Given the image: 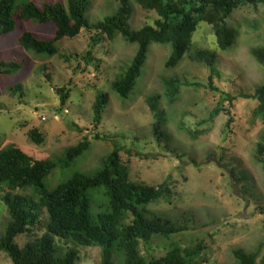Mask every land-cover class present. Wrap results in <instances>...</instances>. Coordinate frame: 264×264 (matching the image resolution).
<instances>
[{
	"label": "rangeland",
	"instance_id": "obj_1",
	"mask_svg": "<svg viewBox=\"0 0 264 264\" xmlns=\"http://www.w3.org/2000/svg\"><path fill=\"white\" fill-rule=\"evenodd\" d=\"M25 1L17 0L16 6ZM131 6L132 30L156 27L160 19L156 9L135 0ZM117 7L116 0H90L86 17L96 23L115 14ZM212 14L200 18L187 52L174 67L166 65L170 45L150 43L141 75L127 99H120L111 84L130 66L136 44L119 35H103L87 61L96 33L83 29L74 38L56 42L52 56L38 55L24 51L19 37L30 32L39 40H50L54 24L21 21L16 14L15 29L0 37V62L20 65L16 72L0 75V149L13 146L35 160L60 159L68 148L86 139L89 146L81 157L66 161L65 169L54 170L44 180L51 190L74 172L93 174L116 146L132 181L157 186L168 178L170 200L150 204L147 211L188 227L172 242L182 247L200 243L203 264H237L233 251L254 254L255 264H264V170L254 158L256 145L264 142V119L255 114L256 101L238 97L254 94L264 85V66L252 55V50L264 47V6H245L231 15L227 23L237 37L226 50L217 47ZM197 51L214 54L212 86L218 91L209 86V68L196 59ZM168 80L180 86L171 102L165 93ZM15 86L20 89L14 92ZM61 88L69 91L64 105L56 92ZM98 92L108 94L109 102L95 122L92 105ZM151 95L159 96V142L152 135L155 119L146 103ZM225 95L238 98L228 102ZM219 106L221 111L212 117ZM34 131L39 135L36 141L31 139ZM99 192L103 193H93L90 207L96 213L105 210ZM7 194L39 201L30 188L0 186V197ZM41 210L31 232L15 238L19 248L45 234L47 214L42 205ZM7 220L0 203V237ZM54 241L62 251L77 252L75 264H100V248ZM170 244L156 238L148 254L162 256ZM140 248L145 255L147 248ZM0 264H12L2 252ZM113 264H123L118 254Z\"/></svg>",
	"mask_w": 264,
	"mask_h": 264
},
{
	"label": "trees",
	"instance_id": "obj_2",
	"mask_svg": "<svg viewBox=\"0 0 264 264\" xmlns=\"http://www.w3.org/2000/svg\"><path fill=\"white\" fill-rule=\"evenodd\" d=\"M17 0H0V37L15 29V16L25 22L35 24L52 23L55 26L54 37L50 40H39L30 32H24L18 39L24 51L38 55L55 54V43L63 38H74L83 29L92 30L96 34L86 52L85 60H89L91 50L97 46L103 35L110 37L119 35L126 42L137 45L136 53L130 66L112 84V90L120 99H127L141 75L150 43L169 44L170 54L167 67H174L188 50L192 34L198 21L205 14L215 15L213 20L214 35L217 47L226 50L231 47L237 32L229 27L227 20L240 8L245 6L258 8L264 6V0H135L144 6L156 9L160 19L156 27H143L132 30L129 19L132 13L131 0H116L118 7L115 14L102 21L90 23L86 17L90 0L61 1L26 0L16 6ZM17 14V15H16ZM212 14V15H213ZM17 18V17H16ZM256 61L264 66V47L252 50ZM196 59L209 68L208 83L212 86L214 74V54L197 51ZM11 62H0V75H9L20 67ZM179 83L167 81L166 97L171 102L179 92ZM19 86L12 90L18 91ZM61 105L69 96L66 88L56 90ZM224 101L232 102L235 98L254 100L257 102L255 114L264 119V85L257 88L254 94H243L238 97L225 95ZM109 102L106 93H97L92 105L94 121L101 120ZM146 103L155 124L152 135L159 142L158 113L159 96L147 97ZM221 111L215 108L211 116ZM231 117L227 121V127ZM39 135L34 131L31 139L37 140ZM99 137L96 136V139ZM86 139L68 148L60 159L35 160L13 146L0 149V186L11 188H30L38 194V202L18 194H7L0 197L7 214V224L0 237V252L4 253L12 264H75L77 252L74 249L62 251L56 246L54 239L69 241L80 247L100 248V264H113L118 254L123 264H203V247L200 243L182 247L172 242V238L188 227L169 219L151 215L147 211L150 204L168 201L172 192L168 178L160 185L149 186L134 182L129 177V169L120 159L119 148L114 147L100 162V167L93 174L74 172L62 180L53 189L44 186V180L56 169H65L66 161H74L88 149ZM254 158L262 164L264 170V142L258 143ZM105 198V210L92 212L90 207L94 200L93 193ZM101 193V195H100ZM41 205L47 214L46 232L40 238L24 244L19 248L14 240L19 235L31 232L39 223ZM156 238L170 240L171 244L165 254L159 257L149 255L152 242ZM147 248L145 255L141 246ZM237 264H255L256 256L240 251H233Z\"/></svg>",
	"mask_w": 264,
	"mask_h": 264
}]
</instances>
